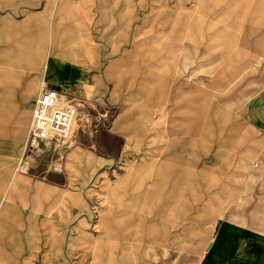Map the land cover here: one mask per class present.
I'll return each mask as SVG.
<instances>
[{"label": "rangeland", "instance_id": "obj_1", "mask_svg": "<svg viewBox=\"0 0 264 264\" xmlns=\"http://www.w3.org/2000/svg\"><path fill=\"white\" fill-rule=\"evenodd\" d=\"M55 1L45 16L39 8L0 9V132L12 121L17 131L25 116V140L45 76L38 54L45 52ZM70 1L64 40L75 33L93 48L92 60H80L98 80L78 93L66 89L85 103L77 122L67 138L26 153V168L18 169L27 176L28 213L36 198L43 210L30 218L32 254L18 258L20 264H198L221 224L264 231V139L245 118L264 85L263 12L255 19L252 11L257 0L241 26L212 17L226 0H118L123 18L105 25L96 0ZM181 8L203 20L205 37L200 46L188 44L186 66L177 49L168 81L167 58L160 67L152 60L177 35ZM251 30L261 49L245 44ZM238 53L243 68L214 84ZM36 64L43 72H17L18 65ZM31 75L30 103L13 106L5 86Z\"/></svg>", "mask_w": 264, "mask_h": 264}, {"label": "crops", "instance_id": "obj_2", "mask_svg": "<svg viewBox=\"0 0 264 264\" xmlns=\"http://www.w3.org/2000/svg\"><path fill=\"white\" fill-rule=\"evenodd\" d=\"M123 1L126 2L127 0ZM20 2H26V4L19 5ZM49 2L50 0H0V9L39 8L42 15L45 16L51 7ZM111 2L112 0L94 1L98 13V22L101 25L111 23V21H115L116 24L123 18V15L119 13L118 0L113 8L110 7ZM250 4H252V0H226L224 6L216 10L217 13H213L212 17L221 22L230 21L241 26L245 15L251 11ZM71 7L70 0L55 1V8L50 16V21L45 26L46 48L42 49L45 52L38 55L44 59V79L50 86L57 89L65 87L69 92L78 93L82 91L85 85L96 84L98 76L95 70L80 60L85 56L91 60L93 58V48L88 46L82 36L79 35L78 38H75V33H71L68 34V41L65 42L64 40V15H70ZM253 9L255 19L259 16V12H263L261 18L262 23H264V0H257ZM178 14L177 35L171 37L165 48L156 53L152 60V66L160 67L162 57L167 58L164 63V73L168 77V81H171V73L175 69L177 49L182 50V60L186 66L190 59L188 44L195 43L196 46H200L205 37L203 20L193 14V9L186 11L181 8ZM31 27L34 32L37 30L35 25L29 28L31 29ZM29 28L27 26L26 31ZM179 40H181L180 44ZM250 41L256 48H262L261 38L257 30H251L246 38L244 37L245 44L249 45ZM227 44L223 49L225 56L229 53ZM26 49L23 50L24 53H27ZM28 54L29 56L34 55L31 52ZM243 55L238 53L240 62L237 59L228 60L223 72L213 80V83L224 82L229 75V72L227 75V71L231 68L235 70L243 68L241 62ZM39 66L37 64L18 65L16 68H18L17 72L34 74L43 72ZM24 78L15 86L6 83L8 86L5 88L9 91L5 95H8L13 106L29 104L34 95L33 76H25ZM173 84L180 87L183 85L180 80ZM12 111L15 112L14 109ZM245 118L247 123L264 139V85L247 103ZM19 119L21 120H17V131L13 130L15 128L13 125L16 122L12 121L3 128L8 132H0V259L3 264H20L18 258L19 260L27 259V256L32 254L29 233L35 229V226L32 225L30 218L42 215L43 212L41 201L37 198L33 200V210H30L29 213L27 211V206H29L27 176L25 171L18 170L20 158L24 152L23 128L26 117ZM192 130L196 131L197 129ZM58 170L61 171L59 168ZM172 185L178 186L179 184L173 182ZM169 199L168 201H170ZM48 218L52 219L51 216ZM198 264H264V231L250 226L235 225V223L233 225L231 223L221 224L214 237L209 241Z\"/></svg>", "mask_w": 264, "mask_h": 264}, {"label": "built area", "instance_id": "obj_3", "mask_svg": "<svg viewBox=\"0 0 264 264\" xmlns=\"http://www.w3.org/2000/svg\"><path fill=\"white\" fill-rule=\"evenodd\" d=\"M82 99L67 93L65 87L54 88L43 79L37 96L33 101L32 115L20 167H24L26 153H33L41 145L51 144L68 137L70 130L79 117ZM108 113L105 112L104 116Z\"/></svg>", "mask_w": 264, "mask_h": 264}, {"label": "bare ground", "instance_id": "obj_4", "mask_svg": "<svg viewBox=\"0 0 264 264\" xmlns=\"http://www.w3.org/2000/svg\"><path fill=\"white\" fill-rule=\"evenodd\" d=\"M72 130V129H71ZM71 132V131H70ZM25 168H26V166L25 167H23V170H25Z\"/></svg>", "mask_w": 264, "mask_h": 264}]
</instances>
